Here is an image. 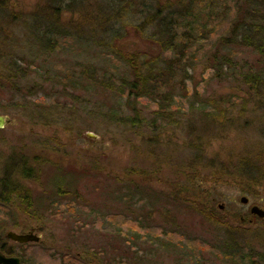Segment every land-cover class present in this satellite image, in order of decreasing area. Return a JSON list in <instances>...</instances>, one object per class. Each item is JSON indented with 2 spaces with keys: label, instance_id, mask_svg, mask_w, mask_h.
<instances>
[{
  "label": "rangeland",
  "instance_id": "1",
  "mask_svg": "<svg viewBox=\"0 0 264 264\" xmlns=\"http://www.w3.org/2000/svg\"><path fill=\"white\" fill-rule=\"evenodd\" d=\"M49 1L7 0L0 13V115L9 118L0 128V174L21 155L42 158L43 169L39 181L27 182L42 200L37 217L0 206V243L19 252L21 264H230L225 248L246 242L250 258L261 259L264 222L249 208H264V186L251 195L243 184H210L206 163L264 147L262 112L250 103L243 110L234 97L230 122L218 128L199 109V99L217 94L244 98L240 83L229 70L216 78L201 57L185 96L172 86L168 118L142 97L141 125L134 126L126 99L101 87L102 79L127 77L126 65L102 48L88 24L69 26L92 8L64 11L59 27L46 18ZM118 46L132 51L144 41L129 33ZM236 51L239 66L255 59ZM53 182L66 198L51 199ZM176 184L188 196L205 190L211 198L205 209L219 211L222 223L200 217L192 201L172 203ZM7 231H33L40 240L13 242Z\"/></svg>",
  "mask_w": 264,
  "mask_h": 264
},
{
  "label": "trees",
  "instance_id": "2",
  "mask_svg": "<svg viewBox=\"0 0 264 264\" xmlns=\"http://www.w3.org/2000/svg\"><path fill=\"white\" fill-rule=\"evenodd\" d=\"M65 1L66 5H63ZM7 7V0H0V13H4ZM89 7L93 14L89 13L87 17L82 14L77 22L70 20L69 26L88 24L91 35L96 32L102 48L108 49L115 59L126 65L127 77L117 78V82L102 79L101 87L126 99V105L135 111L129 119L132 125H141L136 104L142 97L156 103L158 116L168 118L169 107L176 102L171 97L172 86L182 92L180 97L185 96V82L201 57L205 58V64L216 78L227 76L225 70H229L230 76L244 88L246 99L220 94L201 98L200 112L206 113L215 127L223 128L230 122V110L239 99L243 110L245 103H250L255 110L262 112L260 118L263 119L264 0H50L44 11L47 20L52 19V23L60 27L64 11L79 12L80 9L84 12ZM129 33L140 37L144 47L132 51L120 48L118 43ZM242 49L251 52L255 59L239 66L235 61L236 50ZM192 96L198 97L197 92ZM209 106L210 111L205 112ZM258 127L264 129V123ZM32 157H14L1 172L0 206L15 205L23 213L37 217V208L42 200L41 197L36 199L27 182L39 181L43 169L41 161L37 160L42 158ZM236 158L217 162L208 160L206 167L212 169L209 183L243 184L244 190L253 195L254 187L264 186V147ZM60 186L59 182H53L51 199L66 198L67 190ZM170 190L172 193L168 199L172 203L192 201L193 209L200 217L211 223H222L221 213L215 208H206V212L205 203H209L211 198L205 190L194 189L191 196L186 195L187 191L179 184ZM259 220L264 222V219ZM0 250L7 256L19 257L25 263L22 255L11 250L3 240ZM250 250L252 247L246 242L241 249L229 246L224 251L230 264H264V255L255 262L250 258Z\"/></svg>",
  "mask_w": 264,
  "mask_h": 264
},
{
  "label": "water",
  "instance_id": "3",
  "mask_svg": "<svg viewBox=\"0 0 264 264\" xmlns=\"http://www.w3.org/2000/svg\"><path fill=\"white\" fill-rule=\"evenodd\" d=\"M9 122V118L5 115H0V128H3ZM87 135H91L87 133ZM240 202L246 204L248 199L246 196H241ZM250 213L256 217L264 218V208H261L257 205H252L250 208ZM6 238L12 240L13 242L17 243H27L29 242H38L40 240V236L35 234L33 231H29L26 233H16L13 231H7ZM20 258L17 256H7L6 254L2 253L0 250V264H21Z\"/></svg>",
  "mask_w": 264,
  "mask_h": 264
},
{
  "label": "bare ground",
  "instance_id": "4",
  "mask_svg": "<svg viewBox=\"0 0 264 264\" xmlns=\"http://www.w3.org/2000/svg\"><path fill=\"white\" fill-rule=\"evenodd\" d=\"M254 216V215H253ZM261 219V218H260Z\"/></svg>",
  "mask_w": 264,
  "mask_h": 264
}]
</instances>
